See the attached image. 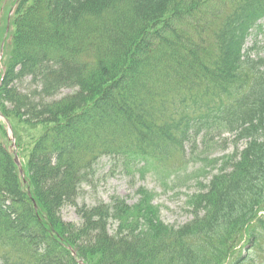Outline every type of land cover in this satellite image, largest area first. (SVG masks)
<instances>
[{"label":"trees","instance_id":"obj_1","mask_svg":"<svg viewBox=\"0 0 264 264\" xmlns=\"http://www.w3.org/2000/svg\"><path fill=\"white\" fill-rule=\"evenodd\" d=\"M4 1L0 264H263L264 57L247 42L264 0ZM215 139L233 149L183 225L144 186L77 203L101 159L143 179Z\"/></svg>","mask_w":264,"mask_h":264},{"label":"rangeland","instance_id":"obj_2","mask_svg":"<svg viewBox=\"0 0 264 264\" xmlns=\"http://www.w3.org/2000/svg\"><path fill=\"white\" fill-rule=\"evenodd\" d=\"M13 1L6 0L5 9L7 11ZM8 37L7 34V41ZM248 43V46L257 43L258 51L256 52H260V56L264 57V48H262L264 47V34ZM232 149L230 141L223 142L215 139L209 147L200 146L192 156L185 158L188 161L187 165H184L181 159H177V163L172 168L159 166L148 168L143 179L136 172H133L135 174L121 173L120 166L112 165L108 159H101L97 165L93 184L83 188L77 203L87 206H92L99 201L108 203L113 195L124 198L128 203H133L135 190L139 186H144L156 194L155 203L161 209L163 221L174 226L183 225L191 220L186 205L187 198L197 192L200 183L205 184L209 181L208 175L217 165L211 161L230 153ZM201 159H206V161L202 162ZM62 216L67 222H80L76 209L73 207L65 208ZM258 258L259 262L264 264L263 253L259 254Z\"/></svg>","mask_w":264,"mask_h":264},{"label":"water","instance_id":"obj_3","mask_svg":"<svg viewBox=\"0 0 264 264\" xmlns=\"http://www.w3.org/2000/svg\"><path fill=\"white\" fill-rule=\"evenodd\" d=\"M7 127H8V132H9V134H11V128H10V126H9V124L7 123ZM16 163L19 165V163H18V161L16 160Z\"/></svg>","mask_w":264,"mask_h":264}]
</instances>
